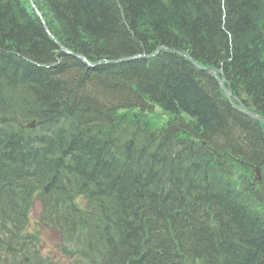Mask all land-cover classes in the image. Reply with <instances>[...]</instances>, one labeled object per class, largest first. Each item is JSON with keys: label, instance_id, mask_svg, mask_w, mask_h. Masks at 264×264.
<instances>
[{"label": "trees", "instance_id": "1", "mask_svg": "<svg viewBox=\"0 0 264 264\" xmlns=\"http://www.w3.org/2000/svg\"><path fill=\"white\" fill-rule=\"evenodd\" d=\"M33 2L0 0V264H43L37 197L91 264H264V0ZM60 44L183 51L237 100L179 54Z\"/></svg>", "mask_w": 264, "mask_h": 264}, {"label": "water", "instance_id": "2", "mask_svg": "<svg viewBox=\"0 0 264 264\" xmlns=\"http://www.w3.org/2000/svg\"><path fill=\"white\" fill-rule=\"evenodd\" d=\"M162 50H166V48L165 47H161V48H159L158 49V51L157 52H155V53H153V54H151V55H149V56H145V57H154V56H156V55H158L159 54V52H161ZM167 51H169V52H171V53H181V52H179V51H177V50H172V49H167ZM186 56H188V57H190V55L189 54H186ZM134 58H137V56H133V57H130V58H124V59H120V60H118L117 62H121V61H126V60H132V59H134ZM193 62L195 63V65L197 66V67H200V65L195 61V60H193ZM204 69H206V70H209V71H215V69L214 68H204ZM220 81V84H221V86L223 87V89L226 91V93L228 94V95H230V92H229V90L225 87V85H224V80H219ZM252 117H254V118H258V119H261V118H259L255 113H253V112H248ZM262 121H264V119H261ZM258 178L260 179V177L258 176Z\"/></svg>", "mask_w": 264, "mask_h": 264}, {"label": "rangeland", "instance_id": "3", "mask_svg": "<svg viewBox=\"0 0 264 264\" xmlns=\"http://www.w3.org/2000/svg\"><path fill=\"white\" fill-rule=\"evenodd\" d=\"M159 110H160L161 113H163L161 109H159ZM36 207H37V209H39L40 205L37 204ZM47 232L48 233H46V236H45V238L47 240V244H46L44 250H45V252L47 251V252H49L51 254L57 255L58 251L55 249L54 246L60 240V236L58 234H56L55 230H52V229H48Z\"/></svg>", "mask_w": 264, "mask_h": 264}, {"label": "bare ground", "instance_id": "4", "mask_svg": "<svg viewBox=\"0 0 264 264\" xmlns=\"http://www.w3.org/2000/svg\"><path fill=\"white\" fill-rule=\"evenodd\" d=\"M32 3L34 4V2H33V0H32ZM35 5V4H34ZM42 19H43V17H42ZM45 26H46V28H47V30L49 31V28H48V26L45 24ZM62 51H63V53H65L66 55H71V56H73V57H75V58H77V59H79V60H82L83 61V55L82 54H80V53H77V52H74V51H71L70 49H68V47H66V46H62ZM68 51H70V53L68 52ZM169 52V51H168ZM10 53V52H9ZM155 53V52H154ZM169 53H171V52H169ZM173 54H175V53H173ZM156 56H158V55H156ZM52 201H54L55 200V198H52V197H49ZM103 215L104 216H107L108 215V212H103ZM102 226H103V222L102 221H100L99 222ZM109 229V227H105V231H107ZM108 232V231H107ZM91 255H93L94 257H97V254H95V253H92Z\"/></svg>", "mask_w": 264, "mask_h": 264}]
</instances>
